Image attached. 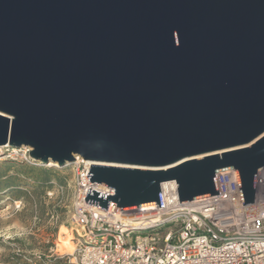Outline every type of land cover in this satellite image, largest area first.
<instances>
[{"label":"water","instance_id":"obj_1","mask_svg":"<svg viewBox=\"0 0 264 264\" xmlns=\"http://www.w3.org/2000/svg\"><path fill=\"white\" fill-rule=\"evenodd\" d=\"M0 147L76 157L104 209L217 194L264 166V0H0ZM2 149V148H1Z\"/></svg>","mask_w":264,"mask_h":264},{"label":"built area","instance_id":"obj_2","mask_svg":"<svg viewBox=\"0 0 264 264\" xmlns=\"http://www.w3.org/2000/svg\"><path fill=\"white\" fill-rule=\"evenodd\" d=\"M30 161L29 148H2ZM92 161L71 163L70 222L74 249L68 264H264V166L256 175L253 202L241 201L234 168L217 171V194L179 202L175 180L160 185L162 206L104 209L85 202L88 188L113 195L90 181ZM17 205V201H14Z\"/></svg>","mask_w":264,"mask_h":264},{"label":"rangeland","instance_id":"obj_3","mask_svg":"<svg viewBox=\"0 0 264 264\" xmlns=\"http://www.w3.org/2000/svg\"><path fill=\"white\" fill-rule=\"evenodd\" d=\"M7 153L0 150V264H68L63 253L75 238L71 164L46 166ZM43 170L48 188L38 187Z\"/></svg>","mask_w":264,"mask_h":264},{"label":"trees","instance_id":"obj_4","mask_svg":"<svg viewBox=\"0 0 264 264\" xmlns=\"http://www.w3.org/2000/svg\"><path fill=\"white\" fill-rule=\"evenodd\" d=\"M41 175L43 176L40 180V183H38V187H43L45 185V187H50L49 183L47 182V172L45 170L41 171ZM39 178V177H38Z\"/></svg>","mask_w":264,"mask_h":264},{"label":"bare ground","instance_id":"obj_5","mask_svg":"<svg viewBox=\"0 0 264 264\" xmlns=\"http://www.w3.org/2000/svg\"><path fill=\"white\" fill-rule=\"evenodd\" d=\"M1 148H3V147H0V150H2ZM3 157L2 156H0V159H2ZM7 158V157H6ZM93 164H101V163H96V162H93ZM46 166H57L55 163H53V162H48L47 164H45ZM73 245L74 246V243L71 241L70 242V245ZM74 249V248H73ZM73 249L70 251V252H64L63 254H71L72 253V251H73Z\"/></svg>","mask_w":264,"mask_h":264}]
</instances>
